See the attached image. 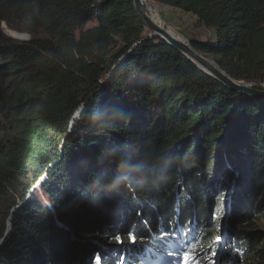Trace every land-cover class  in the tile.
I'll return each instance as SVG.
<instances>
[{"label": "trees", "instance_id": "obj_1", "mask_svg": "<svg viewBox=\"0 0 264 264\" xmlns=\"http://www.w3.org/2000/svg\"><path fill=\"white\" fill-rule=\"evenodd\" d=\"M153 1L189 13L197 24L212 29L214 36L192 38L191 45L229 76L257 86L264 82V0ZM90 20L96 24L86 25ZM3 23L32 37L14 39L3 32ZM149 33L133 0H0V128L3 121L7 125L0 135V239L10 188L26 172L27 157L41 136L50 133V140L63 141L65 152H78L86 164L73 180L74 197H64L72 192L68 190L52 200L55 191H46L48 209L30 211L28 203L14 214L16 231L1 245L8 264H36L53 238L55 264H69L72 235L82 240L90 235L94 242L88 246L97 251L104 241L111 242L113 251L128 246L132 261L151 263L152 255L143 254L145 245L158 246L156 241L173 233L182 238L181 230L199 240L208 257L210 244L224 245L227 238L220 236L219 213L213 218L215 228L205 224L210 210L220 208L221 195L214 203L217 210L209 209L208 182L200 173L215 146L225 143L232 155H245L248 171L237 172L234 186L240 193L233 196L235 189L231 196L240 208L225 225L233 242L217 259L264 264V231L245 225L264 213V160L256 156L264 153V100L227 88ZM81 108V118L70 130L71 118ZM225 152H220L221 162L229 167L219 176L224 185L227 171L233 170ZM42 154L41 161L51 163ZM104 192L111 197H103ZM93 195L102 204L97 209L89 199ZM53 209L65 228H50V221H44ZM141 240L146 244H138ZM109 255L107 264H114L118 253Z\"/></svg>", "mask_w": 264, "mask_h": 264}, {"label": "rangeland", "instance_id": "obj_2", "mask_svg": "<svg viewBox=\"0 0 264 264\" xmlns=\"http://www.w3.org/2000/svg\"><path fill=\"white\" fill-rule=\"evenodd\" d=\"M143 2H144V8H145L147 15L153 14L159 22L156 19L155 20L160 25H163V27L166 29H171L172 30L171 34L187 45H191L190 39H192V38L206 41L207 39H210L211 36H214V31L212 29H208L202 25L197 24L195 17L189 13H185L179 9H175V8L169 7L167 5L159 4L153 0H143ZM95 24H96V21H94V20H90L86 23V25H88V26H93ZM1 26H2L3 32L6 35H8L14 39L27 40V39H30L32 37V35H30L29 33L18 32V31L9 29L6 27V25L4 23ZM12 32L17 33V34H21V35H19L21 37L13 36ZM150 33H152L151 30H150ZM150 33H149V35H150ZM150 37H153V36H149V38ZM156 37H159V36L156 35ZM24 38H26V39H24ZM191 47H192V45H191ZM117 50H118V46L113 50V52H111V54H114ZM198 54L205 57L207 60L211 61V63H215V62H213V60L210 57L204 55L203 53L199 52ZM123 60H124V58H120L119 63L122 62ZM117 66L118 65L112 66L109 71L111 73H113L114 70L117 68ZM203 73H205V72H203ZM214 80H216V79H214ZM102 83L104 85L106 83V79L105 80L103 79ZM246 83H248V82H246ZM263 83H260V85L262 86ZM252 84L254 86L257 85L255 83H252ZM253 85H250V86H253ZM236 92H238L240 94L242 93L239 91H236ZM241 95H244V94H241ZM244 96H246V95H244ZM246 97L254 98L252 96H246ZM81 114H82V108L78 109L74 113V115L71 118V125L69 127L70 130L74 129L75 122L81 118ZM1 124H2V127L0 128V135L2 133H6V131H7L6 123L3 121V122H1ZM43 131L45 132V128ZM51 137H52V135L50 133H48L47 135L40 137L41 143H38V141L36 143H34L33 148H32V155L30 157H27L26 162H27L28 168H26V172L23 173L22 175L18 176L17 180L13 183V185L10 188V191H11L10 195L11 196L9 197V199L6 198V199H8L7 201H9L10 204L7 202L9 204V207L6 210V213L4 214V218L2 221L4 233L0 239V264H8V261H9V260L6 261L4 259L6 256L3 253L4 251H1L3 248V247L1 248V245L4 242L5 237L7 239L10 234H14L16 231V228L12 230V218L14 217V214H16L18 211H20V209L23 210V208H26L25 206H28V203H30L29 206L32 205V207L29 208L30 211L36 210L35 208L33 209V207H40L41 209H48V205H47L48 203H46V201H45V199H48L46 191H47V193L55 191L54 194L51 195V198L54 197V195H55V197H57L58 195L61 194V192L68 191V190H71L72 192L70 194H66L64 197H66L67 195L74 197V191L76 193H78L77 189L75 188L76 184L73 182V180L85 168V166H86L85 159L81 156V154L79 155L78 152H74L73 155L65 152L64 142L62 141L61 143H59V140L54 138V137L50 140ZM184 141L185 140L182 139L181 141L176 142L175 143L176 149H178L181 146V143H183ZM229 144L225 143L223 146L216 145L215 146L216 150L213 151V153L206 158L207 162L204 165L203 172L200 173L202 178L205 177L206 182H208L207 183L208 188L206 190H208L209 193L206 194L205 200L207 201V205H208L209 209H211L210 208L211 206H214V207L216 206L214 203L217 202L218 196L221 195L220 196V198H221L220 208H218V211L210 210V213L212 215L211 219L209 222L207 219H205V221H206L205 224L207 225V227H213L214 226L213 228H215V226H217V225H216V221H213V218H215L214 217L215 214L219 213L221 215V219L223 221L222 229L220 231L221 232L220 236H224V239L227 238L226 244H224V245L223 244H221V245L218 244V246L214 245V243H216V240H214V242L212 244H210L209 250L211 253L207 259H205L206 254H204L203 250H201L203 248H202V244H200V241L194 240L197 244L196 251H197V255L200 257V264H209L210 260L216 261L215 258H216L217 253L219 252V254H221L223 252L224 248H226V245L231 244L233 242V238H231L229 236V230L225 226L226 225V218L231 216L234 210H237L238 208H240L239 207L240 203L237 202V200H234L231 196L232 191L237 189V187L234 186V185H236L235 178H236L237 172H238V170H240V171L243 170V171L247 172L248 169H247V165H246L247 162L245 163V161H246L245 155H243V156H238L237 154L232 155V149L229 147ZM184 145L185 144H182V146H184ZM175 147L173 148V150H175ZM224 149H227V152H225V153H229V155L231 156V159H230L231 162L230 163L232 164L231 168L233 169L232 171H230V170L227 171V174L225 175V180H226L225 185H224V183L221 182L220 177H219L220 175L222 177V175H223L222 173L224 172L223 171L224 168L227 169L229 167L228 165H226V163L221 162L220 152H223ZM186 150L187 149L182 150L183 153ZM42 151H43L42 155H44L47 160L50 159L51 163L48 162L49 163L48 164V163H45L44 161L43 162L41 161L40 154L42 153ZM130 153L131 152H129L128 154H130ZM256 156L259 157V160L260 159L264 160V153H262V154L256 153ZM50 160H48V161H50ZM137 160H140L141 163L143 162L142 157H139ZM219 164L223 165V167L220 166ZM42 165L44 166V169H42ZM45 169L48 171L46 174H44ZM31 170L33 171L32 173H30ZM228 173H230V174H228ZM40 174H41L42 178L40 177L39 180L36 183H34V185H36V186L32 189L31 193L27 196L29 186H31L32 182H34L36 177H38V175H40ZM228 175H230V176H228ZM45 180H46V183L44 184V186H42V184H43V182H45ZM134 181H137V180L134 179ZM36 188H38L37 192L35 191ZM95 192L100 193L101 191H100V189H98ZM238 193H240V187H238V189L236 190L235 194H233V196L237 197ZM102 196L103 197L106 196L108 198L111 197L106 192H104ZM96 198H97L96 195H93V196H91V198H89L92 201V203L94 204V205L92 204L93 205L92 208H94V209H97L95 207L102 205L99 202V200H97ZM54 199L55 198H52V200H54ZM96 203H98V205ZM124 203L125 202H123L122 204L118 203L116 205V209L118 210L120 208H123L125 205ZM215 210H217V207H215ZM1 211L3 212V210H1ZM54 212H55V210L53 209L49 212V214L47 216L45 215L46 217H43L44 221L45 220L50 221V226H49L50 228H52V227H54V229L65 228L66 225L64 223H62V221H61L62 219H60V217L55 215ZM82 214L83 213L78 214V215L81 216ZM78 215H76V216H78ZM80 216H78V217H80ZM263 217H264L263 212L260 213V215H258V216H251L250 219L245 222V225H250L254 229H257L259 231H264V218ZM98 226L99 225H97L96 228L94 227V229H92V230L94 232H97L96 229L98 228ZM198 227H199V229H201V224H199ZM98 232H101V231H98ZM190 232H191V230H190ZM195 232L197 233V235L200 234V230H198V229H195ZM181 233H182L183 239L187 240L185 238L186 237L185 236L186 231H181ZM215 234H217V232ZM106 236H108V237L110 236L113 239V235H111L110 233ZM37 239H40V237L36 238V240ZM55 241H56L55 238H53L50 245L49 244L46 245V247L41 250V255L39 254L36 264H45V263L46 264H55V262L57 261L56 257H55L56 250H55V248H53L55 246L54 244H56ZM124 241H126V240H124ZM137 242H138V244H143V245L146 244L145 240H141V241H137ZM139 242H141V243H139ZM110 243H111L110 241H104L102 247L98 250V253L100 255H102L101 253H103L105 256H107L106 259L110 257L109 252L112 251V249H109V247L111 246ZM189 243H191V242H189ZM228 246L230 247V245H228ZM228 246H227V248H229ZM214 250H215V256H213ZM229 250L232 251L231 248H229ZM125 252L126 253L128 252L127 249L124 250V253ZM154 252H156V251H154ZM43 255H45V256H43ZM162 258H163L162 255L158 256L159 261H162L161 260ZM166 258H164L163 260H166ZM175 258H176V260L172 261L173 264H179V258L178 257H175ZM68 260H69L68 261L69 264H80V263L81 264H88L87 259L86 260H80L79 259V260H76V262H74V263L71 262V259H68ZM124 264H126L125 260H124ZM225 264H228V263H225ZM238 264H241V262H239Z\"/></svg>", "mask_w": 264, "mask_h": 264}, {"label": "water", "instance_id": "obj_3", "mask_svg": "<svg viewBox=\"0 0 264 264\" xmlns=\"http://www.w3.org/2000/svg\"><path fill=\"white\" fill-rule=\"evenodd\" d=\"M134 7L139 17L144 21L146 26L151 30L149 36H159L165 42H167L171 47L176 51L180 52L184 57L189 59L192 63L195 64L200 70L205 72L208 76L216 79L219 83L223 84L227 88L233 91L242 92L246 96H252L255 99L264 100V83L262 86H254L252 83L244 82L242 80H236L224 72L216 63H211L205 57L198 54L191 45H187L182 41L168 35V33L156 26V24L149 18L147 15L143 0H133ZM26 39V38H24ZM214 62V61H213ZM248 84V85H247ZM253 85V86H250ZM104 227V226H103ZM81 228L85 229V227ZM75 231V229H73ZM72 246L70 248V259L74 263L76 260H86L87 263L90 262L91 258L97 254V250L90 249L88 246V241L94 242V239L90 235H86L85 239H80L79 237H71Z\"/></svg>", "mask_w": 264, "mask_h": 264}, {"label": "snow or ice", "instance_id": "obj_4", "mask_svg": "<svg viewBox=\"0 0 264 264\" xmlns=\"http://www.w3.org/2000/svg\"><path fill=\"white\" fill-rule=\"evenodd\" d=\"M130 240L135 243V237L129 234ZM119 242V236L116 237ZM221 237H217V241H219ZM157 245L163 250L164 255L175 258H179V264H200V257L197 255V244L195 241L189 243L187 240L183 238H176V234H172V238L164 240L161 239L156 241ZM202 250V249H201ZM145 256L150 253L152 250L145 248ZM215 256V252L213 253ZM208 257H205L207 259ZM143 259V258H142ZM120 264H124V257H119ZM92 264H100V254L97 253L95 255L94 262ZM209 264H219V261L210 260Z\"/></svg>", "mask_w": 264, "mask_h": 264}, {"label": "bare ground", "instance_id": "obj_5", "mask_svg": "<svg viewBox=\"0 0 264 264\" xmlns=\"http://www.w3.org/2000/svg\"><path fill=\"white\" fill-rule=\"evenodd\" d=\"M148 16H149V18L156 24V26H158V27H160L161 29H163V30H165L167 33H168V35H170V36H172V37H174V38H176L175 36H173L170 32H168L162 25H160L152 16H150L149 14H148ZM12 35L13 36H17V37H21V36H19V35H21V34H17V33H13L12 32ZM177 39V38H176ZM179 40V39H178ZM181 41V40H180ZM44 175V174H43ZM42 178V177H41ZM36 185H32V187H30L29 189H28V194H27V196L31 193V191H32V189L35 187ZM37 190H38V188H36L35 189V191L37 192ZM163 236V235H162ZM131 241V240H130ZM133 242L131 241V244H132ZM221 244H223V243H220L219 245H221ZM125 245H129V243L128 244H125ZM134 246H136V245H134ZM127 248H128V246H126ZM109 249H110V247H109ZM112 249V248H111ZM113 250H115V248H113L112 249V251H111V253H112V255H117V253L115 252V251H113ZM219 255H221V256H223V253H221V254H219V252L217 253V255H216V261H219V264H225L226 263V261H225V259H224V257H222V259H217L218 258V256ZM122 256L124 257V259L125 258H127V256H128V254L125 252V253H123L122 254ZM115 257H117V259L115 260V261H113L114 262V264H118V261H119V258H118V256H115ZM112 258H113V256H112ZM157 258V257H156ZM138 260V259H137ZM108 261L109 262H111L112 261V259L111 258H109L108 259ZM175 262V261H174ZM177 262V261H176ZM173 263V262H172Z\"/></svg>", "mask_w": 264, "mask_h": 264}]
</instances>
